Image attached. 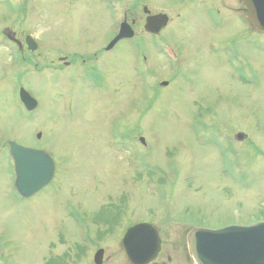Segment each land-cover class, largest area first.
<instances>
[{
	"label": "rangeland",
	"instance_id": "374dc122",
	"mask_svg": "<svg viewBox=\"0 0 264 264\" xmlns=\"http://www.w3.org/2000/svg\"><path fill=\"white\" fill-rule=\"evenodd\" d=\"M23 2L26 11L20 13L14 1H0V62L9 59L11 49L4 29L35 39L36 52L24 56L33 72H40L31 90L42 107L30 124L26 118L10 127L0 123V150L7 138L33 143L48 148L58 164L48 189L21 200L0 152V264H60L48 258L50 240L94 239L95 218L113 226L102 231H112L109 239H122L127 228L144 220L161 231L162 239H175L182 226L174 221L178 218L209 229L264 220V36L240 49L253 60L247 83L232 80L226 70L224 82L193 78L160 88L154 70L162 80L170 79L146 39L140 44L146 45L145 63L151 66L141 61L137 40L119 45L103 63L97 54L125 15L129 23L135 20V32L145 34V6L151 15H167L169 26L187 35L191 21L181 7H168L167 0ZM236 7L225 0V16L235 15ZM229 26L235 28L236 21ZM63 41L68 50L80 48L82 58L98 59L96 66L109 72L107 83L99 78L96 87L88 81L70 85L59 78L62 65L55 53ZM19 106L18 101L21 115ZM122 131L135 138L131 148L115 137ZM37 133L42 145L35 143ZM239 133L246 136L242 143L234 139Z\"/></svg>",
	"mask_w": 264,
	"mask_h": 264
},
{
	"label": "flooded vegetation",
	"instance_id": "af4514ba",
	"mask_svg": "<svg viewBox=\"0 0 264 264\" xmlns=\"http://www.w3.org/2000/svg\"><path fill=\"white\" fill-rule=\"evenodd\" d=\"M167 1H169L167 3L168 7L174 5L173 7L176 10H178L177 7H181V11H184V18L191 21L190 27L186 30L187 35H184L182 32L179 33L180 29L178 28L170 27L171 20L169 21V19L167 25L157 35L145 33L149 36L148 39L145 38V34L136 32L138 38L146 39L148 45H151L150 51L153 53L158 65H165V74H167L170 80H162L158 72L154 70L153 75L156 77L158 84H161L162 81L167 83L190 81L193 78L196 79L195 81H199L206 77L211 79H215L216 77L220 82H224L226 80V76L224 75L226 70L232 80L239 83H247L248 74L246 70L251 66L253 60L251 59L252 56L248 60L246 54H242L243 57L240 49L242 47L247 49L248 45L251 46L255 40L259 42V40L257 41V37L264 36V32L259 31L247 19L242 0H229L237 5L236 8H233L236 14H231L229 17L225 16L223 9L225 0ZM177 15L178 17L183 16L180 13ZM145 16L147 19V15ZM235 21L236 27L231 29L229 25L234 24ZM130 24L132 27L135 26V20L131 21ZM3 32L7 33L5 29ZM227 32L228 39L226 37ZM27 36L21 37L15 32L6 35L7 39L11 41V49H8L9 59L0 62V123L5 125V127H10L18 119L20 121L21 118H26L25 120H28L30 124L34 118L33 114L42 107L40 101L31 90L33 77L35 73L40 72L36 70L33 72V67L35 68V66H32L31 60L24 56L26 53H34L29 49ZM63 36L65 34H62L61 38ZM242 41L244 42L243 44ZM121 44H127L126 40L118 42L110 50L107 49L108 45L100 49L97 56L100 55L103 58L102 63L104 62V57L108 53L113 52ZM189 45L192 46L188 47ZM61 46L60 53L58 55L55 53L57 62L62 65L58 69L61 71L59 72L61 75L58 74L59 78L60 76L64 77L70 85H77L79 81L85 83L88 81V84L95 87L96 79L100 78V83L105 80L107 83L110 79L107 68L104 70L102 67L98 68L96 66L97 62H99L98 59L88 56L83 57L85 58L84 62H82L83 64L75 62L77 59L82 58L80 48L68 50L66 41H63ZM146 51V45L140 48V54L145 61L148 60ZM19 53L22 54V58L20 59H18ZM151 65H153V62ZM56 69L57 67H53V71ZM65 70H69L70 72L68 74L65 72L66 74L63 75L62 71ZM41 76L44 77L42 74ZM98 88L101 91V87L98 86ZM22 89L37 101V106L31 112H24L20 108L22 113L18 115V98H20ZM41 132L38 131V133ZM41 139L42 135L38 136V140L35 143H38V141L40 142L39 144L43 143V139ZM11 142L18 143L12 138H7L1 146L0 152L11 169L10 174L13 182V164L9 155ZM18 144L21 145L20 143ZM24 147L46 151L56 162L58 160L48 148L43 146L30 143ZM100 223L102 226L110 224L108 221H101ZM92 224L97 227L94 239H92L91 235L89 239H64L65 235H61L58 239L50 240L47 252L50 254L48 258L59 259L60 264H132L123 247L124 239H109L108 235L110 234L111 237L113 235L112 231L109 234H102V231L109 232L112 230L113 226H106L104 230H98L99 226H97L98 220L96 218ZM112 237L114 238V236ZM169 238L161 239L159 253L154 260L147 264H192L187 250V236L175 237V239L173 237ZM138 254L144 257L152 255L149 252H138Z\"/></svg>",
	"mask_w": 264,
	"mask_h": 264
},
{
	"label": "water",
	"instance_id": "95a60500",
	"mask_svg": "<svg viewBox=\"0 0 264 264\" xmlns=\"http://www.w3.org/2000/svg\"><path fill=\"white\" fill-rule=\"evenodd\" d=\"M242 2L246 8L247 18L259 30L264 31V0H242ZM144 11L149 14L147 8ZM166 23L165 15L149 16L145 30L149 33H156ZM133 35L130 26L125 22L109 48L119 40L132 38ZM22 100L28 106L31 98L23 94ZM237 139L242 140L243 135H238ZM11 153L16 164V190L22 197L33 196L52 180L54 166L49 157H39L37 152L15 144H12ZM147 239H156L153 252L157 254L160 236L154 226L139 224L127 231L124 245L133 263L145 264L155 258L154 256L138 257L137 249L132 246L135 241L144 242ZM144 250L149 251L146 247ZM189 252L196 264H264V222L249 227L232 226L216 231L194 229L189 235Z\"/></svg>",
	"mask_w": 264,
	"mask_h": 264
}]
</instances>
